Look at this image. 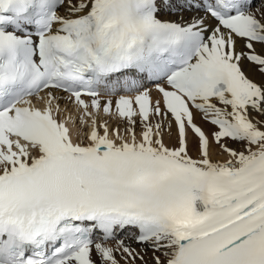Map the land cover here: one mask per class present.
Masks as SVG:
<instances>
[{
  "label": "snow or ice",
  "instance_id": "1",
  "mask_svg": "<svg viewBox=\"0 0 264 264\" xmlns=\"http://www.w3.org/2000/svg\"><path fill=\"white\" fill-rule=\"evenodd\" d=\"M0 264H264V0H0Z\"/></svg>",
  "mask_w": 264,
  "mask_h": 264
},
{
  "label": "bare ground",
  "instance_id": "2",
  "mask_svg": "<svg viewBox=\"0 0 264 264\" xmlns=\"http://www.w3.org/2000/svg\"><path fill=\"white\" fill-rule=\"evenodd\" d=\"M253 78L259 80V77H257V76H254Z\"/></svg>",
  "mask_w": 264,
  "mask_h": 264
}]
</instances>
